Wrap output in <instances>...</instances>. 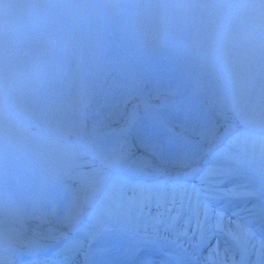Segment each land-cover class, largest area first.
Wrapping results in <instances>:
<instances>
[{
    "label": "clouds",
    "instance_id": "clouds-1",
    "mask_svg": "<svg viewBox=\"0 0 264 264\" xmlns=\"http://www.w3.org/2000/svg\"><path fill=\"white\" fill-rule=\"evenodd\" d=\"M56 10L80 13L75 31L95 13L127 30L142 46L187 54L211 70L236 104L249 103L251 119L264 117V0H0V161L35 155L40 141L28 134L31 98L55 67L57 52L70 49L58 33L41 37L39 25ZM105 11L106 15L101 16ZM16 241L0 233V264H12Z\"/></svg>",
    "mask_w": 264,
    "mask_h": 264
},
{
    "label": "bare ground",
    "instance_id": "bare-ground-1",
    "mask_svg": "<svg viewBox=\"0 0 264 264\" xmlns=\"http://www.w3.org/2000/svg\"><path fill=\"white\" fill-rule=\"evenodd\" d=\"M233 155H234V152H233ZM243 155H244V157H246V154L243 153ZM259 187L260 186H258V185H254V186H252L250 184L247 185L248 190L251 191L249 193L259 192L260 191V188ZM146 210H149V209L147 207H145V211ZM145 211H142V209H140V208L137 209V211L133 214V219L134 220H138V216H140L139 219L142 220L143 219V214H144ZM150 212L153 215L157 216L153 211H150ZM122 217H124V214H122L121 212H120L119 215L114 214V218L115 219H119V218H122ZM244 223L246 224V226H250L252 228V224L250 223L249 220H246ZM191 232H192V230L190 229V232L189 233H191ZM234 232H235V238L237 239V242L239 243V245L242 248L245 249L244 242H243V238H242L241 233L238 231L237 228H235V231ZM178 233L183 234L184 232H178ZM215 234H216V232L214 231V235ZM219 236L220 235H218V237L215 238V239H217V241H218V248H223V241H222V239ZM193 238H195V241H198L199 236L196 234L195 236H193ZM142 239L144 240V243L147 245L145 238H142ZM202 243H204V241H202ZM248 246H251V245L248 244L247 247ZM152 247H153V245H152ZM153 250H154V247H153ZM201 251H203L202 252L203 257H201V259L203 258L204 260H206L207 263L208 262H212V257L214 256L215 252L213 250H211L209 247H204V249L202 248ZM245 254H248L247 255L248 258L250 260H253V262H252L253 264H259V263H262V262L264 263V253L260 251V248L257 246V244H255V247H254V249L252 251L251 250H247V251L245 250ZM239 256L241 257L240 253L234 252V257L235 258H238ZM145 259H149V258L148 257H144L143 258V261ZM239 261L240 260L238 259V261H236V263L239 264ZM220 262H221V260H220ZM225 264H231V261L226 260L225 261Z\"/></svg>",
    "mask_w": 264,
    "mask_h": 264
},
{
    "label": "snow or ice",
    "instance_id": "snow-or-ice-1",
    "mask_svg": "<svg viewBox=\"0 0 264 264\" xmlns=\"http://www.w3.org/2000/svg\"><path fill=\"white\" fill-rule=\"evenodd\" d=\"M203 179V178H202ZM191 189V192H190V197L191 196H194L197 200V205H196V209H195V214L198 218V221H199V218L201 216H203L204 220L206 221L208 216H209V213H210V208L208 206L207 203L203 204V211L201 213L200 211V205H199V195H200V191L199 189H197L196 186L194 185H187V184H184V185H173L172 186V189H173V203L175 205V198L177 196H179L180 198V201H181V204H180V208H181V211L180 212H177L175 207L173 209H170L169 211H175V215L172 217V222H171V225L170 226H174L176 224V221L177 219L180 217L181 215V212L183 210V200L185 198V190L187 189ZM163 218V213H161L158 217H157V220H156V223L159 224L161 222ZM185 235H187V233H185Z\"/></svg>",
    "mask_w": 264,
    "mask_h": 264
},
{
    "label": "rangeland",
    "instance_id": "rangeland-1",
    "mask_svg": "<svg viewBox=\"0 0 264 264\" xmlns=\"http://www.w3.org/2000/svg\"><path fill=\"white\" fill-rule=\"evenodd\" d=\"M101 16H103V14H101ZM107 31H109V29H105V32H107ZM252 262H253V260H252ZM234 264H235V263H234ZM236 264H238V263H236ZM260 264H263V262L260 263Z\"/></svg>",
    "mask_w": 264,
    "mask_h": 264
}]
</instances>
